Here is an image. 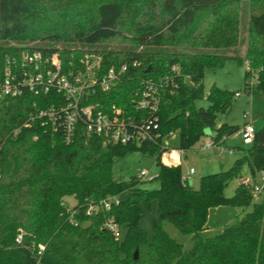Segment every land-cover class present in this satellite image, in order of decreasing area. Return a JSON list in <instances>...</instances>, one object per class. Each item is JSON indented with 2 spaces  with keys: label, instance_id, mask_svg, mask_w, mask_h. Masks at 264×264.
<instances>
[{
  "label": "trees",
  "instance_id": "16d2710c",
  "mask_svg": "<svg viewBox=\"0 0 264 264\" xmlns=\"http://www.w3.org/2000/svg\"><path fill=\"white\" fill-rule=\"evenodd\" d=\"M56 1L0 0V56L21 50L12 43L42 41L47 45L35 48L58 52L65 67L73 62L77 69L90 51L102 56L99 76L126 64L117 83L108 90L96 88L90 102L102 111L116 105L138 120L157 117L161 135L179 131L183 151L201 145L207 127L215 138L240 128L218 122L236 93L215 85L206 93L207 67H220L230 57L245 60L247 80L256 76L264 87V0H251L246 58L224 54L238 44L242 0H74L63 6ZM123 29L133 35L129 45L111 47L108 43ZM147 81L156 85L158 105L153 112L136 111L137 93ZM57 95L28 93L0 103V264H264V193L255 198L239 183L246 174L256 180L264 169V126L250 145L239 147L231 168L203 176L195 188L182 179L180 165L164 164L158 143H105L101 136H88L81 124L67 142L61 130L39 120L24 126L34 104L63 103ZM204 98L208 106L198 107ZM130 150L157 153L158 188L140 187L137 177L116 179L114 161ZM235 180L238 185L228 196ZM69 196L77 202L71 208ZM111 197L118 202L110 209L100 205L87 214L91 204ZM154 198L158 218L149 241L140 221L142 204ZM230 203L251 211L204 237L211 208ZM110 220L127 228L124 237L111 232ZM166 222L192 236L191 249L169 235Z\"/></svg>",
  "mask_w": 264,
  "mask_h": 264
},
{
  "label": "built area",
  "instance_id": "2783aa9c",
  "mask_svg": "<svg viewBox=\"0 0 264 264\" xmlns=\"http://www.w3.org/2000/svg\"><path fill=\"white\" fill-rule=\"evenodd\" d=\"M13 46L21 49L13 55L0 56V103L7 98L22 97L28 93L35 96L49 95L52 93L63 100L47 107H37L24 123L27 127L32 121L39 120L42 126H50L53 130H61L67 142L71 141L78 125H83L88 136L97 135L111 144H141L143 142L158 143L163 148L161 159L165 157L164 164L179 166L182 163V149H168L167 139L173 135H161L157 117L136 119L134 115L123 108L112 105L108 111L98 109V104L90 102V96L95 94L96 88L108 90L117 83L120 76L127 70L123 64L119 68L111 66L99 76L102 56L96 52L85 53L80 59V65L70 63L65 67L58 52L48 54L35 48V42L18 44ZM144 88L137 93L138 100L134 105L136 111L150 109L154 111L158 105L156 85L153 81L144 83ZM238 95V93H236ZM256 127L252 122L245 123L239 130L241 144L250 145L256 133ZM18 129L14 130L16 134ZM231 135L212 137L204 140L199 146L200 151L218 149L235 152V147L229 146L227 141ZM195 173L194 168L189 169V175ZM2 168L0 165V177ZM140 175L146 177L148 173L141 171ZM260 181V182H258ZM187 183V181H186ZM239 183L251 189L253 197L257 198L264 193V169L258 171L256 180L251 175L243 176ZM117 203L116 197L91 204L87 214H91L100 205L110 209L112 202ZM74 211L71 214L73 216ZM77 225L76 222H74ZM107 226L117 237H122L120 227L110 220Z\"/></svg>",
  "mask_w": 264,
  "mask_h": 264
},
{
  "label": "rangeland",
  "instance_id": "374dc122",
  "mask_svg": "<svg viewBox=\"0 0 264 264\" xmlns=\"http://www.w3.org/2000/svg\"><path fill=\"white\" fill-rule=\"evenodd\" d=\"M74 0H57L59 5L62 3H71ZM89 2L91 0H83ZM52 5V4H51ZM50 4L48 9L50 10ZM62 9V7H60ZM257 9H254L256 11ZM59 11V9H58ZM242 27L238 44L235 47L224 50V54H239L246 58L247 50L249 46L248 38V22L251 13V0H242ZM133 37L127 29H123L121 36L109 42L111 47L129 45L128 42ZM64 43L59 42L58 45L62 46ZM76 45H81L75 42ZM47 42H35V46H46ZM247 61H239L237 58H227L223 65L217 68L207 67L205 70V76L203 79L204 91L207 93L210 91L213 85L223 89H227L235 94L232 107L226 113H222L218 117L219 123H228L242 127L245 123L252 122L257 129L264 126V87L258 84L256 76H250L246 78ZM247 82H249V85ZM208 99H202L196 102L198 107H207ZM214 131L207 127L204 130L203 140L212 138ZM240 136L235 135L232 138V145L239 144L241 146ZM168 149L179 148V131H175L171 137L167 139ZM200 144H197L194 148L182 151V163L180 165L181 176L184 181H187L190 186L200 188L201 178L203 176L213 174L214 172H220L231 168L235 160L240 157L239 148L235 153H229L227 149H224L219 154H215V150L200 151ZM157 153L143 152L140 150H130L126 155L118 158L113 164V174L116 179L130 180L132 177H137L140 181V187L144 189H156L159 187V180L155 177L159 173V165L156 164ZM165 157L162 158V161ZM196 170L195 174L189 175L188 170L190 168ZM146 171L148 175L143 177L140 175L141 171ZM247 175V174H246ZM260 182V181H258ZM238 185V180L232 181L226 189V194L231 196L234 194L235 188ZM68 206L74 207L77 202L73 196H69L66 199ZM143 216L140 221L141 228L146 232L148 240L154 239V220L158 218V200L152 199L148 205L142 204ZM251 211V207L246 210H242L230 204L219 205L211 208L208 216V227L204 230V237H212L219 234L224 227L235 224L242 216ZM165 230L175 240L179 241L184 249L189 250L193 246V238L190 234L180 233L173 223H164ZM122 237L126 233V227L121 228Z\"/></svg>",
  "mask_w": 264,
  "mask_h": 264
},
{
  "label": "crops",
  "instance_id": "0c3cea01",
  "mask_svg": "<svg viewBox=\"0 0 264 264\" xmlns=\"http://www.w3.org/2000/svg\"><path fill=\"white\" fill-rule=\"evenodd\" d=\"M242 127H243V126H242ZM242 127H240L239 130H240ZM256 129H257V128H256ZM239 130H238L235 134H232L231 137L229 138V140L227 141V144H228L229 146H232V148L235 147V152H236V149H237V148L243 146L242 144H241V146H240L238 143L232 145V142H231V141H232V138H233L235 135L240 136L239 133H238ZM239 138H240V140H241V137H239ZM212 150H215V149H212ZM220 152H221V151H219L218 149H216V150L214 151L215 154H217V153L219 154ZM235 152H234V153H235ZM191 168H192V167H191ZM195 173H196V170H195ZM195 173H194V174H195ZM188 174H189V170H188Z\"/></svg>",
  "mask_w": 264,
  "mask_h": 264
},
{
  "label": "water",
  "instance_id": "95a60500",
  "mask_svg": "<svg viewBox=\"0 0 264 264\" xmlns=\"http://www.w3.org/2000/svg\"><path fill=\"white\" fill-rule=\"evenodd\" d=\"M120 179V178H119ZM118 179V180H119ZM134 257L137 258L138 257V252L136 251L135 254H134Z\"/></svg>",
  "mask_w": 264,
  "mask_h": 264
}]
</instances>
